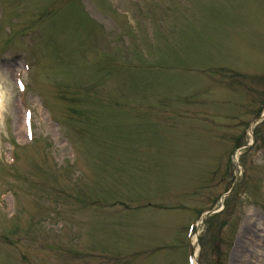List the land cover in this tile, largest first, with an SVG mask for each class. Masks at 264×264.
I'll list each match as a JSON object with an SVG mask.
<instances>
[{
    "label": "rangeland",
    "instance_id": "1",
    "mask_svg": "<svg viewBox=\"0 0 264 264\" xmlns=\"http://www.w3.org/2000/svg\"><path fill=\"white\" fill-rule=\"evenodd\" d=\"M262 114L264 0H0V264H264Z\"/></svg>",
    "mask_w": 264,
    "mask_h": 264
}]
</instances>
